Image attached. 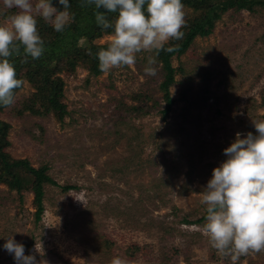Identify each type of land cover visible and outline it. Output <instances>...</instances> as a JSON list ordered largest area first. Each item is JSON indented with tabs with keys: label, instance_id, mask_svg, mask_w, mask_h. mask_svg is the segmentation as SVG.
Segmentation results:
<instances>
[{
	"label": "rangeland",
	"instance_id": "1",
	"mask_svg": "<svg viewBox=\"0 0 264 264\" xmlns=\"http://www.w3.org/2000/svg\"><path fill=\"white\" fill-rule=\"evenodd\" d=\"M18 11L0 0V23ZM184 12L186 24L199 14ZM36 18L40 36L49 35L52 24ZM111 36L94 43L109 45ZM149 56L142 51L133 66L96 77L82 57L75 69L53 68L68 111L62 121L39 96L48 90L23 78L15 103L0 111L10 125L5 151L47 167L59 186L45 184L36 221L32 178L21 193L0 183V264H16L3 248L9 236L38 264H110L117 256L129 264H264V251L233 260L211 246L200 195L236 133L256 134L253 121L264 120V6L228 10L211 34L172 57L165 118L166 72L156 57L158 74L146 75Z\"/></svg>",
	"mask_w": 264,
	"mask_h": 264
},
{
	"label": "clouds",
	"instance_id": "2",
	"mask_svg": "<svg viewBox=\"0 0 264 264\" xmlns=\"http://www.w3.org/2000/svg\"><path fill=\"white\" fill-rule=\"evenodd\" d=\"M64 10L52 0H3L5 7L17 8L18 13L0 23V105L15 103V90L24 81L17 78L12 57L39 59L45 52L44 40L37 27V16L50 22L55 31L62 32L72 19L69 0H58ZM95 5V20L102 29L114 28L111 42L96 53L101 72L121 66H133L137 54L154 52L144 71L148 76L158 74L159 52H173L179 45L168 47L171 40H182L186 25L182 0H85ZM83 6V5H82ZM103 9L104 11H100ZM113 22L107 13H117ZM89 55H92L89 52ZM256 134L236 133V139L224 149L227 157L213 170L212 178L200 193L206 205L204 234L211 246L222 256L233 260L250 252L264 251V120L253 121ZM243 136V138H242ZM3 248L14 256L16 264H38L35 255H25V246L13 236ZM35 250L39 251L38 245ZM39 264H47L41 260ZM110 264H129L122 257H114Z\"/></svg>",
	"mask_w": 264,
	"mask_h": 264
},
{
	"label": "trees",
	"instance_id": "3",
	"mask_svg": "<svg viewBox=\"0 0 264 264\" xmlns=\"http://www.w3.org/2000/svg\"><path fill=\"white\" fill-rule=\"evenodd\" d=\"M52 2L57 8L63 9L58 0H52ZM69 3L71 7L68 11L71 12V22L66 25L62 32H57L52 27L49 30V35L44 33L41 38L44 40L45 52L39 59L33 60L31 57H27L25 62L22 47L21 56L12 57L18 79L27 78L48 90L46 96L45 94L42 95L41 92L39 96L46 101L44 104L46 111H53L60 121L65 119L68 111L67 106L62 102V96L64 95L63 83L60 78L53 77L56 72L53 68L57 69V67L64 66L68 69H75L78 59L82 57L87 61L89 74L94 77L99 76L102 72L99 69V60L96 53L102 48H106L108 44H96L94 40L104 35H111L114 31V28L102 29L96 23L95 12L97 10L94 4L87 5L85 0H69ZM182 3L184 7L193 8L199 14L182 28L185 33L182 40H172L165 45V49L179 45L178 50L173 52L162 50L157 57L166 72L165 80L161 84V89L164 91V100L166 101V107L162 111L164 118L173 107L169 89L175 83L176 69L172 66V57H178L186 53L197 36L211 34L215 22L228 10H253L256 5L264 6V0H182ZM100 11L104 10L101 9ZM106 15L108 20L114 23L118 17V12L107 13ZM90 27H94L93 34L86 45L82 46L80 42L84 32ZM89 52L92 55H89ZM3 107L0 105V111ZM144 109H147V107H144ZM33 112L38 113L35 110ZM9 128L8 123L0 121V183H5L10 189L21 193L25 187H28L27 181L30 180L29 178H32L30 189L34 193L36 221H39L45 208V184L59 185L47 174V167L35 168L27 159H13L10 157L5 151V147L9 144L7 139ZM23 172H25V177L22 174ZM69 189L71 187H63V190Z\"/></svg>",
	"mask_w": 264,
	"mask_h": 264
}]
</instances>
